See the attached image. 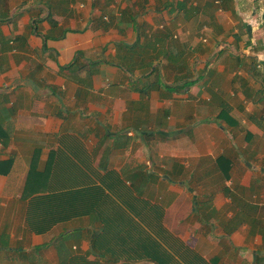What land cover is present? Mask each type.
I'll return each mask as SVG.
<instances>
[{
    "label": "crops",
    "instance_id": "crops-1",
    "mask_svg": "<svg viewBox=\"0 0 264 264\" xmlns=\"http://www.w3.org/2000/svg\"><path fill=\"white\" fill-rule=\"evenodd\" d=\"M259 20L261 0H0V264H264ZM95 185L97 213L30 227L32 197Z\"/></svg>",
    "mask_w": 264,
    "mask_h": 264
},
{
    "label": "trees",
    "instance_id": "trees-1",
    "mask_svg": "<svg viewBox=\"0 0 264 264\" xmlns=\"http://www.w3.org/2000/svg\"><path fill=\"white\" fill-rule=\"evenodd\" d=\"M189 84L182 88L186 89ZM108 198L106 189L101 185L36 195L29 203L28 223L36 232H46L60 222L97 213L100 202ZM106 227L109 229L110 226ZM96 243L95 239L93 248L98 250Z\"/></svg>",
    "mask_w": 264,
    "mask_h": 264
},
{
    "label": "rangeland",
    "instance_id": "rangeland-1",
    "mask_svg": "<svg viewBox=\"0 0 264 264\" xmlns=\"http://www.w3.org/2000/svg\"><path fill=\"white\" fill-rule=\"evenodd\" d=\"M246 1H252V2H256L257 1V3H260V0H246ZM261 1H264V0H261ZM254 23H256V22H254ZM255 26H257V25H259V26H262V27H264V22H261L260 20L259 21H257V23L256 24H254ZM239 29V28H238ZM241 29V28H240ZM233 30V29H232Z\"/></svg>",
    "mask_w": 264,
    "mask_h": 264
}]
</instances>
